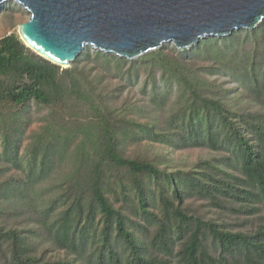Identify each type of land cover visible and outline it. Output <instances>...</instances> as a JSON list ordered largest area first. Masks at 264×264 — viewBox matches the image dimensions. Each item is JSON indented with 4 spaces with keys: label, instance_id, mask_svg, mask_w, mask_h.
Returning a JSON list of instances; mask_svg holds the SVG:
<instances>
[{
    "label": "trees",
    "instance_id": "16d2710c",
    "mask_svg": "<svg viewBox=\"0 0 264 264\" xmlns=\"http://www.w3.org/2000/svg\"><path fill=\"white\" fill-rule=\"evenodd\" d=\"M189 52L0 39V264H264V21Z\"/></svg>",
    "mask_w": 264,
    "mask_h": 264
},
{
    "label": "water",
    "instance_id": "95a60500",
    "mask_svg": "<svg viewBox=\"0 0 264 264\" xmlns=\"http://www.w3.org/2000/svg\"><path fill=\"white\" fill-rule=\"evenodd\" d=\"M6 3L30 16L19 25L26 47L62 68L87 47L133 60L164 45L185 51L253 31L264 21V0H0Z\"/></svg>",
    "mask_w": 264,
    "mask_h": 264
},
{
    "label": "rangeland",
    "instance_id": "374dc122",
    "mask_svg": "<svg viewBox=\"0 0 264 264\" xmlns=\"http://www.w3.org/2000/svg\"><path fill=\"white\" fill-rule=\"evenodd\" d=\"M29 14L18 4L16 3H6L4 5L0 6V39L4 37L5 35L13 34L16 33L19 35V25L23 22H26L29 20ZM20 37V36H19ZM241 38H244L241 36ZM164 46H173V44L169 45H164ZM89 48V47H87ZM192 49V48H191ZM191 49L185 50V51H179V52H187L186 55H189V51ZM92 52H99V51H94L92 49ZM80 57V56H79ZM129 66L127 65L126 68ZM144 76V75H143ZM143 78V77H142ZM118 80V79H117ZM116 80V81H117ZM114 81V82H116ZM141 80L136 84L135 90H140L141 89ZM49 113V110L47 108H40L37 105H33L32 110H31V116L33 118V123L30 125L26 137L24 139V144L23 147L20 150L19 157L24 158L25 157V151H26V146L29 144V136L32 132L38 130L41 127V119L44 118L47 114ZM1 134H0V154H1ZM130 152H134V148H131ZM203 152L199 150H194V151H189V152H184V153H179L173 156V160L175 162L178 161H183L187 164H191L194 161H196L200 155ZM1 165V162H0ZM11 166V165H10ZM11 174L14 173H19L21 174V170H17L16 168L12 167Z\"/></svg>",
    "mask_w": 264,
    "mask_h": 264
},
{
    "label": "bare ground",
    "instance_id": "6f19581e",
    "mask_svg": "<svg viewBox=\"0 0 264 264\" xmlns=\"http://www.w3.org/2000/svg\"><path fill=\"white\" fill-rule=\"evenodd\" d=\"M19 34H20V28H19ZM20 37H21V39L24 41V43H26L25 40L22 38L21 35H20ZM26 45L29 46V44H27V43H26ZM29 48H30V47H29Z\"/></svg>",
    "mask_w": 264,
    "mask_h": 264
}]
</instances>
